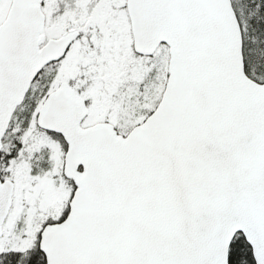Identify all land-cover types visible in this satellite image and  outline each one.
<instances>
[{
  "label": "snow or ice",
  "instance_id": "6c2138e0",
  "mask_svg": "<svg viewBox=\"0 0 264 264\" xmlns=\"http://www.w3.org/2000/svg\"><path fill=\"white\" fill-rule=\"evenodd\" d=\"M0 264H264V0H0Z\"/></svg>",
  "mask_w": 264,
  "mask_h": 264
}]
</instances>
